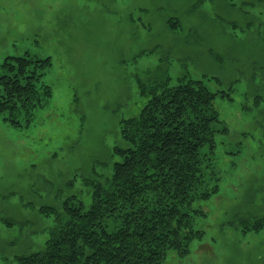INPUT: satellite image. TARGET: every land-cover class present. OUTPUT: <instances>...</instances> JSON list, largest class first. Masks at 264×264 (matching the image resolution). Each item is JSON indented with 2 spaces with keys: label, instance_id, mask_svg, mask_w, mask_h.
<instances>
[{
  "label": "rangeland",
  "instance_id": "374dc122",
  "mask_svg": "<svg viewBox=\"0 0 264 264\" xmlns=\"http://www.w3.org/2000/svg\"><path fill=\"white\" fill-rule=\"evenodd\" d=\"M11 58L40 92L0 84V264L59 257L61 213L93 204L141 86L168 78L204 80L217 119L193 235L158 264H264V0H0V77Z\"/></svg>",
  "mask_w": 264,
  "mask_h": 264
},
{
  "label": "trees",
  "instance_id": "16d2710c",
  "mask_svg": "<svg viewBox=\"0 0 264 264\" xmlns=\"http://www.w3.org/2000/svg\"><path fill=\"white\" fill-rule=\"evenodd\" d=\"M11 60L15 63L2 65L8 75L0 77V84L17 98L27 97L36 90L25 75L28 63ZM168 79L152 90L141 86L144 95L152 96L139 116L122 122L128 145L115 146L123 159L115 162L111 177L95 183L93 204L61 213L60 235L53 233V249L60 253L52 264H158L167 251L189 243L197 186L214 172L202 148L212 140L217 93L202 79L182 78L174 86ZM203 191L207 198L208 190ZM107 211L123 217L111 231L101 221Z\"/></svg>",
  "mask_w": 264,
  "mask_h": 264
}]
</instances>
